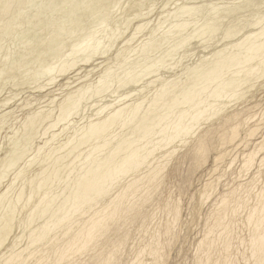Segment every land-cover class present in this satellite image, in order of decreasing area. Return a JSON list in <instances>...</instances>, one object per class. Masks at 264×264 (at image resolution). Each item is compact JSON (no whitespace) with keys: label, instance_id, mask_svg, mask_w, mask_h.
<instances>
[{"label":"bare ground","instance_id":"bare-ground-1","mask_svg":"<svg viewBox=\"0 0 264 264\" xmlns=\"http://www.w3.org/2000/svg\"><path fill=\"white\" fill-rule=\"evenodd\" d=\"M31 1L32 0H0V37H2L1 40H3L5 37L10 39L12 37V35H14L16 33L17 34L21 33V32H19V30H20L22 24H23L22 27H24V24L27 21L29 22L27 25L31 24V22L33 25V23L35 22L34 20H36V19H37V21L40 20V16H39L40 12H39V14L37 12L38 11L43 12L45 9L44 10L43 9L38 10V8H39L38 7L36 9L37 11H35L38 15L33 13V14H35V15H32L33 17L32 16L30 17L29 15L26 14V12H27L26 10L31 5V3H30ZM50 1L51 0H49L48 2H50ZM60 1H64V0H60ZM69 1L70 0H68V3H70ZM72 1L74 3V0H72ZM72 1L70 3L71 6L73 4ZM75 1H78V0H75ZM93 1H94V4H95V2H97L95 0H93ZM104 1L106 2V0H104ZM128 1H129V3H128L127 7L125 9L123 8L124 10L122 9L121 13H123V12L126 13L128 11L131 12V10H133L134 6H136V5L140 6V3H143V1L145 2L146 0H128ZM187 1H185V3ZM193 1H196V0H193ZM198 1H197V3H198ZM255 1H256V4L253 3L255 6L251 9L258 11V13H259L261 11L260 8L264 7V0H255ZM39 2H41V0L37 1L35 4L39 5ZM98 2H99V0H98ZM101 2H100V4L103 3V2L102 3ZM146 2H145V5H146ZM149 2H150V0H149ZM149 2H147V3H149ZM214 2H213V4H214ZM237 2H235V4ZM77 3L75 2V4L73 5L74 10H76V4ZM185 3H183L184 6L182 5L184 7V9L179 8V10L181 12H182V10H184V12H186V16H188V17H189V15L187 14L188 12H192V15H193L194 10L198 14V12L200 13L202 10H204L205 6H207L206 8L208 9V5L206 3H205L206 5L204 4L205 6H203L201 4H200L201 6H197L198 4L196 6L195 5L192 6L193 5L192 3H194V2L190 3L189 1L187 2V4L190 3L192 5L191 6H185ZM219 3H220V0H219ZM54 4H55V2H54ZM63 4H64L63 2H62V4L60 2V7L58 6V8H55V6L57 7V5H59V4H56L53 7L50 4L51 8L49 7V9H47V8L46 9L49 11H52V8H55V13H56V10L58 12V9L60 8L59 12L63 13V11H61V7H62V10H64L63 6H61ZM83 4H85V3H83ZM98 4H97V7H98ZM175 4H176V2H175ZM232 4H234V3L232 2ZM238 4H240V3H238ZM242 4H245V3H242ZM36 5H34V2H33L32 6H30V7H33V9H34V7ZM65 5H66L65 8L67 7L68 9H70L69 8L70 5L69 6H67L68 4H65ZM78 5H79V3H78ZM102 5H101V7H103ZM113 5L114 4H112V6ZM211 5H212V2H211ZM246 5H248V4H246ZM41 6H42V3H41ZM41 6H40V8H42V7L45 8V5L42 7ZM91 6H93V5H91ZM104 6H105V4H104ZM109 6H107V8ZM143 6H144V3H143ZM143 6L141 5V7H143ZM249 6L251 7V5H249ZM77 7H79V6H77ZM83 7H84V9H87V8H85L86 7L85 5L82 6V8ZM93 7H91V9L97 8V7H94V8ZM136 7H138V6H136ZM183 7H181V8H183ZM214 7L210 6L209 8L211 9ZM230 7H231V5H230ZM239 7H240V5H239ZM144 8L146 10V6ZM217 8L219 9V6ZM217 8H216V10L214 9L213 11L214 12L218 11ZM227 8H229V7H227ZM33 9H31V11H33ZM68 9L64 10V11H67L66 13L64 12L65 14L63 13L64 16L65 15L67 16V13L71 14V13H69ZM71 9H70V12H71ZM98 9L100 12L103 10L107 11V9H105V8L102 10V8L98 7ZM139 9H141V8L139 7ZM241 9H242V7H240L239 9L234 8V7L230 8L228 10L223 9L224 11L222 10V12H219V14H218V15H220L219 17L216 15L218 12L215 14L216 15V17H215L213 15L214 12L213 11L211 12V10H210L209 12H211L212 16L215 17V19L213 21L209 20L210 17H212L211 13H210V17L208 16L209 19H207L208 22L209 21L210 22L207 24H204V26H203V24H201L202 27L199 26L200 28L199 27L197 28V26L195 25L196 26L195 27L194 23H192L191 26H194L195 27L194 29H197V30H195L196 32L195 31H193V32H195V36H197L196 39H198V43H202V44L204 43L206 45V42L210 43L212 40H214L216 42L215 39L218 37L217 36L218 34L216 35V33L217 32L220 33L221 27L223 26L221 23V21H223L222 19L224 17L229 18V16H231V15L240 13ZM257 9H259L260 11ZM74 10H72V15H70V18H72V19H73V15L74 16L76 14L78 16L80 15V14L76 13L77 11L79 12L78 8H77L75 14H73ZM109 10H111V9L108 8V11ZM205 10H204V12H205ZM243 10H244V8L242 9V12L244 13L245 10L244 11ZM248 10H249V7H248ZM28 11H30V10H28ZM82 11L84 12L83 9H82ZM82 11H80V13ZM99 11L96 9L94 12L95 13L97 12V15L100 16V13H98ZM46 12L47 11H44V13H42V15H44V14L46 15L47 13H48V15L50 14L49 12H47V13ZM91 12L94 13L93 11H91ZM107 12H105L104 14H106ZM118 12H120V11H118ZM140 12H142V11H140ZM140 12H137V13L135 12V13L140 14ZM173 12H175V9L173 10ZM173 12L171 11V16H172V14H174ZM176 12H177V8H176ZM181 12H179V13H181ZM184 12L181 15L185 14ZM31 13H30V15H31ZM143 13H146V12H143ZM143 13L141 15H144ZM196 13H195V15H196ZM52 14H54V12ZM52 14H50V15L52 16ZM56 14H58V13H56ZM131 14H132V12H131ZM136 14H134V17ZM160 14L163 15V13H160ZM255 14L257 16V13H255ZM255 14H252L253 17H255ZM77 15L74 18L75 21H78V20H76L78 17ZM97 15H95V16H97ZM112 15H114V14H112ZM141 15L139 16V18L141 17ZM206 15H207V12H206ZM206 15L204 14V18ZM252 15H249V16H252ZM68 16L66 18H68ZM90 16H92V14ZM101 16L104 17L103 15H101ZM101 16H100V18H102ZM122 16H124V15L122 14ZM136 16L138 17V15H136ZM169 16H168V18H169ZM171 16H170V18H171ZM27 17L29 19L33 18L32 20L30 19L31 22L29 19L27 20ZM105 17H108V20H109V16H105ZM126 17H128V15ZM190 17H194V15L190 16ZM261 17H263V16L259 14L258 18L253 20V21L251 20L252 22H249V24L247 26H243L244 24L239 21L240 19L238 21L240 23H242L243 25L238 24L237 21H236V23L233 21L234 23L232 22V24H229L228 26H226L225 27L226 29L224 30L223 36L225 38H228V37L230 38V36H231V39H232V36H236L234 38V41H232V43L230 42L231 44L230 43L224 44V46L222 45L221 47H216L213 45V47H215L216 49L212 50V52L208 56L209 58L207 57V59L208 60L210 59V60L207 61L206 63H204L205 62L204 61L202 64L199 62L201 60H199L197 64L198 65L200 64V65L196 66L197 65L196 64L195 66H193V68L191 66V69H189V70H187L186 69L187 67L185 66L184 69L187 70V72L185 73V77L182 76L183 73H180L181 76L184 78H181L180 74H179L178 75L179 78H177L178 76L175 75V77H174L175 79L171 78L170 80L168 79V81H166V79H165V81L162 80V82L160 80L161 83L159 84V87L157 89H155L154 86L156 87V85H158V84L155 85L153 83L154 84L153 88L155 90L153 92L151 91L153 93L152 95H150V93H149V95L147 94L149 97H147V95L142 96V94H141V97L139 95H135V93H136V91H135V93H134L135 98H136V96H139V98L138 99L134 98L135 101L130 100V102H129V101H127V99H128L127 97H129L130 94L133 95V93H128L129 92L128 91L127 92L128 95L126 94L125 97L123 96V98H125V99L121 104H118V102H117L118 105L116 106V104H115V106H113L114 105L113 103L114 102L116 103V100H115L112 103V107H111V104L106 105V103H105V104H103L104 107H101L98 110L96 108L95 114L94 115L92 114L93 117L95 118V120L92 119L93 121H91V122L88 121V122H90L89 125L87 126V128L84 127L86 130L85 131H83L84 129L82 130L84 132V133H82L83 135L80 136L81 135L80 134L79 135L80 138L78 137L77 141L74 140V141H76L75 144L72 142L74 145L66 154L57 155L58 157H56V159L54 161V165L52 166V164H50L52 166L51 170L46 171L45 169H43V170H45L43 172H42V170L41 171L39 170L40 172H38V173H40V174H39V176L36 177V179L32 178L31 175L29 176L30 179H28L29 177L26 178L27 179V180H25L26 182L23 181L24 183H23L21 189H19V191L17 192V194L15 195V197L12 200H6L8 197V194H9L8 193L9 190L4 191L0 195V264H167L168 259H170L169 256L171 254L170 253L171 252V246L174 245L175 243L177 244V242L181 239V234H183L182 233L183 231L181 228V226H182L181 219L183 216L184 205L182 204L180 197L179 198L173 197V195L175 196L176 193L173 195L171 194V191H169L170 188L172 189L171 186H170V188H168V191L166 194H165L166 191H164V190H166V187L170 183L168 181L173 180L176 177V173L178 171L180 163L183 162L187 156H190V161H191L190 167L188 169L190 176H191L190 177L191 178V184H194L195 181H197L198 183L200 181L199 189L192 190V193L190 194V196L187 197L188 202L192 201V203H193V201H194V203H195V208L192 211V214L190 213L191 214L190 221H191V223H194L195 221L198 222L200 220V222L202 224V230L199 233L200 235H199V237L197 236L198 238L196 239L195 244L193 246V249L191 251L192 255H191V259H190L191 260L190 264H264V99L259 100V98H260L259 97L258 100H256L257 94H260V93L264 94V25H262L264 18L261 19ZM165 18H167V16ZM174 18H175V15H174ZM206 18H207V16H206ZM246 18L244 20H247ZM104 19H106V18H104ZM133 19H135V18L132 17V21H133ZM136 19L138 20V18H136ZM162 19L164 20V18H162ZM172 19H173V17H172ZM190 19H194V18H190ZM196 19L198 20V18H196ZM249 19H253V18L251 17ZM61 20H63V19H61ZM100 20L102 21L103 19H100ZM125 20H122V21H125ZM127 20H129L128 22H130V18ZM197 20H196V22H198ZM199 20H201V19H199ZM37 21H36V23H34L35 25L37 24ZM81 21H80V23H81ZM140 21H141V19H140ZM187 21H189V20H187ZM226 21H227V18H226ZM51 22H54V19ZM128 22H125L124 25H126ZM181 22H183V21H181ZM229 22L230 21H228V23ZM49 23L50 22H48V24ZM57 23H58V21H57ZM75 23L73 24L72 21H70L69 24H70V26H72L71 24H73V26H72V28L74 27L73 29H75V28L77 30L81 29L80 27L77 28ZM120 23H122V22H120ZM149 23H151V22H149ZM185 23H188V22L185 21ZM200 23H199V25H200ZM46 24H47V22H46ZM52 24H55V23H52ZM175 24H177V23H175ZM175 24H173L172 26L170 25L165 31H163V32L161 31L162 35H161V37H158V39H156V37H157L156 35H155L156 36L155 38L150 37L151 38L150 44H149V42H146V41H145L146 42L145 44L142 43L143 45H141V43H140V46H137L140 48V50L138 52L140 53V51H142L143 54H145V53L150 54L151 52H155L157 47L161 48V45L163 43H166L167 40L171 39L174 36V34L177 32L178 26L176 27ZM183 24H184V22H183ZM190 24L189 25L186 24V26L188 25V27H190ZM226 24H227V22H226ZM27 25H25V26H27ZM35 25L32 27L34 28ZM177 25H180V27L183 26L179 23ZM36 26H38V24ZM61 26H59V27L62 28L63 26L62 27ZM88 26H86V27H88ZM121 26H122V24H121ZM134 26H135L134 27L135 30L133 29L134 34L132 32L133 38H135L137 36L136 34L142 32L143 28L145 27V26L143 27L142 25L140 26V24L138 26H136V25H134ZM159 26L161 28V26H162L161 23L158 26L156 25V27H159ZM186 26L184 25L183 26L184 28L181 27L182 30H185ZM56 27H58V26H56ZM252 27H255V28H252ZM58 28H56L55 30H60V28L59 29ZM64 28H66V27H64ZM83 28H85V27L82 26L81 30H83ZM149 28H151V27H149ZM181 28H178V33H179V31H181L180 30ZM21 29H23V28H21ZM73 29H72V31H73ZM23 30H21V31H23ZM70 30L71 29H69L68 31H70ZM101 30H103V29H101ZM222 30H223V28H222ZM61 31H63V33H64L65 30L61 29ZM61 31H57V32H61ZM90 31L88 33H90ZM43 32H44V30H43ZM55 32L53 31L51 33H54L56 35L58 34L60 37V33H57V32L55 33ZM75 32H76V30H75ZM112 32H114V31H112ZM117 32H118V30H117ZM193 32H191V34ZM65 33H66V31H65ZM65 33H64V35L66 36ZM68 33H72V32L71 31L67 32V35H68ZM155 33L157 34L158 32H155ZM155 33H154V30L152 29V30H150L148 35L154 36ZM178 33L175 35H178ZM196 33H197V35H196ZM28 34H29V31H28ZM54 34L53 35L51 34V35L54 37ZM78 34H80V32ZM111 34H113V33H111ZM185 34H186V32H185ZM34 35H35V32H34ZM34 35H33V37H34ZM51 35L49 34V36H51ZM61 35H62L61 37L63 38V34H61ZM91 35L88 36L87 38L92 40L91 37H93V36H91ZM94 35H95V33H94ZM70 36H72V34ZM84 36H86V35H84ZM106 36H108V34ZM22 37H24V36H22ZM31 37H32V35H31ZM53 37H50V38H53ZM56 37H57V39H56L57 42H58V40H61V37L59 38L58 36H55L54 39ZM112 37H114V36L112 35ZM176 37H178V36H176ZM189 37H191V35H189ZM189 37H186V38L188 39ZM85 38H82V39H85ZM94 38L96 39V37H94ZM105 38L106 37H104V39ZM130 38H131V36H130ZM174 38H175V36H174ZM182 38L184 39V44L185 43L187 44V42H185L186 38L185 37H182ZM223 38L221 37V39H223ZM49 39L47 41L45 40L46 42H42V41L40 42L41 44L43 43V46L41 45V47L46 46L45 51L42 50L43 54L45 52L46 53L50 52V51H46V49L48 48L49 45L48 46L45 45V43L50 41ZM183 39H181V40L183 41ZM219 39H220V37H219ZM91 40H89L90 42H88V43H87L88 39L85 42L83 40V42L87 43V44H84V45L80 44V46L77 47L79 49H77L75 47L76 46V44H75L74 50L76 51V53L73 51L72 55L74 53L77 54V52L81 53L83 51H85V53H86V51L89 50L90 47H92L93 45L96 47V45H98L101 42V39H99V41H97L98 44L95 45V44H91L92 43ZM129 40H127L128 45L131 43V41L129 42ZM171 40H173V39H171ZM181 40H180V42H181ZM188 40L190 41V39H188ZM227 40H229V39H227ZM28 41H26V42H28ZM178 41H179V39H178ZM195 41H197V40H195ZM37 42H38V40H37ZM52 42H53V45H55V47H56V44H55L56 42H54V41H52ZM28 43L25 45L33 47V45H31V44L28 45ZM59 43H61V42L59 41L58 44ZM93 43H94V41H93ZM95 43H96V41H95ZM147 43L149 45H147ZM177 43L179 44V42H177ZM181 43H183V42H181ZM217 43H216V45L219 46V44L221 42L220 43L217 42ZM47 44H52V43L48 42ZM65 44L67 47V41ZM65 44L64 43L61 44V45H64L62 50L65 49ZM71 44H73V42ZM71 44H68V45L71 46ZM102 44H104V43L102 42ZM172 44H171V46L173 47ZM178 44L176 46L177 48L180 47V45H181V47L184 46L183 44H180L178 46ZM188 44H189V42H188ZM202 44H200V45H202ZM77 45H78V43H77ZM124 45H126V43ZM208 46H209V44H208ZM57 47L54 50V46H53L52 47L53 51L58 52V50H59V54H60L61 47H58L60 49H57ZM102 47L103 46H101V48ZM176 47L174 45V49ZM18 48H16V49L18 50ZM25 48H27V47H25ZM34 48H35V46H34ZM36 48L38 49L37 46H36ZM49 48L47 50L52 49V48L51 49H49ZM71 48H70V50L72 51L73 48L72 49ZM66 49H68V47ZM184 49H185V47H184ZM186 49H188V48H186ZM189 49H190V47H189ZM203 49H205V48H203ZM26 50H23V51H26ZM29 50L31 51V47L29 48ZM34 50L32 49V52H34ZM100 50L102 51V49H100ZM136 50H138V48L135 49V51ZM171 50H173V49H171ZM175 50L177 52V49H175ZM175 50H173V51H175ZM181 50H182V48H181ZM181 50H179L178 53H180ZM200 50L201 49H199V51ZM103 51H105V50H103ZM192 51H194V50H192ZM205 51H206V49H205ZM5 52H7V51H5ZM27 52H29V51H26V53ZM42 52L39 54L42 55ZM51 52H52V50H51ZM121 52H119V53L122 55L123 52L122 53ZM166 52H165L166 55H164V54H162V55L166 56V58H167V54L170 51H168L167 53ZM61 53H63V52L61 51ZM92 53H96V52L93 51ZM92 53L91 54L88 53V54H90L92 56ZM124 53H126V52H124ZM178 53L175 54V52H174L173 54L178 56ZM183 53H184V55H183L184 57H181V55L179 54L180 57L182 58V60L187 55H189L187 52H183ZM186 53H187V55H186ZM201 53H199V54H201ZM21 54H22V52H21ZM23 54H25V52ZM32 54L33 53H31V55ZM39 54H38V57L41 56ZM100 54H101V52H100ZM117 54H118V52L116 53V55ZM120 54H119V59H120ZM126 54H129V53H126ZM4 55H6V54H4ZM8 55H9V53H8ZM26 55H23L22 60L25 59L24 56H26ZM29 55L30 54L28 53L27 56L29 57ZM50 55L53 56L52 54H50ZM56 55L53 56L52 61L55 59ZM78 55H79V53H78ZM96 55H97V53H96ZM116 55H115V57L117 58L118 55L117 56ZM133 55H134V52H133ZM136 55L138 56L139 54H136ZM136 55H134V56L136 57ZM170 55L174 56L172 54H170ZM192 55H193V52H192ZM192 55L190 54V56H192ZM14 56H15V54H14ZM131 56H132V54H131ZM171 56H168V58H167L169 61H170L169 57H171ZM21 57H22V55H21ZM28 57L26 58V60L29 59ZM35 57H37V56H33L34 59H35ZM60 57L61 56H59L57 58H60ZM85 57H86V55H85ZM141 57H142V55H141ZM159 57L162 58L161 56H159ZM1 58L3 59L4 56ZM8 58L9 57L7 56V58L5 57L3 60L1 59L2 63H0V64H2V66H7L8 64H6V62L7 61L9 62L11 60V58L9 60H8ZM20 58H18V59L20 60ZM40 58H42V57H40ZM40 58H38V59H40ZM70 58L72 59V57H70ZM70 58H69V60H70ZM73 58H74V56H73ZM81 58H82V56H81ZM81 58L80 59L78 58V59L82 60ZM91 58L92 57H90V59ZM121 58H122V56H121ZM181 58H179L180 61H181ZM205 58H206V56H205ZM205 58L204 59L202 58V60H205ZM90 59H89V61H90ZM144 59H145V55H144ZM165 59L162 58V62H161L162 64L165 62ZM185 59H188V56ZM1 60H0V62H1ZM58 60H60V59H58ZM73 60H74V62H72V60H71V62L67 61V63L61 65L60 67L57 66L58 69L55 72H57V74L59 76H62L63 74H64L63 76H66L65 75L66 72L73 70L75 68L76 64L78 65L79 62H83V61H79L78 63H76L75 62L76 60L75 59H73ZM153 60H155V59H153ZM156 60H155V62H156ZM163 60H164V62H163ZM171 60H172V58H171ZM18 61L16 59V61H14V62L17 63ZM30 61H32V60H30ZM52 61H51V63H52ZM61 61H62V59H61ZM158 61H159V59H158ZM14 62H13V65L11 64L13 67L16 65V63H14ZM25 62L26 61L24 60V63ZM107 62H109V61H107ZM116 62H118V61L116 60ZM196 62H197V60H196ZM20 63H21V65L23 64L22 61ZM85 63H88V57H86L84 60V63H81V64H84V66H85ZM158 63H159V65L161 64L160 61ZM121 64L122 63H120L118 65H120V67H121V66H123ZM138 64H136V65L138 66ZM156 64H154V65L150 64L149 65L147 63V65H145V67L147 69L148 66H150L148 69H150V68L152 69L153 67L154 68L156 67L155 66ZM174 64H175L174 65L175 67H178L176 65V63H174ZM177 64H180V63L178 62ZM51 65H48L49 67L46 65L44 68L45 70H43V71H46V73L50 74L53 70V68L50 67ZM190 65H191V63H190ZM2 66H0V68ZM18 66H20V65H18ZM18 66H17V69L20 68ZM40 66H41V64H40ZM40 66H37V67H40ZM160 66H162V65H160ZM22 67H24V64ZM57 67H55V68H57ZM127 67H130V66H127ZM131 67L133 68V66H131ZM142 67H141V69H142ZM145 67H144V70H145L144 72L148 73V71H146ZM170 67L173 70L175 68L173 66H170ZM2 68H8L9 69V66L8 67H2ZM10 68L13 69L12 73H14L15 71H16V74L18 73L17 70L14 71V69H16V67L15 68L10 67ZM55 68H54V70H55ZM106 68H108V67H106ZM134 68L137 69L136 66ZM40 69L42 70L43 68L40 67L39 70ZM157 69H158V66H157ZM157 69H155V70H157ZM109 70H111V69H108L107 73L109 72ZM129 70L134 71L131 68H129ZM138 70L141 71L140 69H137V71ZM152 70H154V69H152ZM8 71L9 70H7L6 73L9 76V77H7L9 79L11 76V71H10V74H8ZM38 71L35 70L34 72L36 73ZM80 71H83V70H80ZM137 71H134V72H137ZM182 71H184V70H182ZM1 72H3V71H1ZM34 72H32L31 74H33L35 78H36V75H40V74H34ZM39 72H41V74H42V71H39ZM104 72H105L104 74L102 72V74H100V76L97 77L96 83H95V85L92 86V88H90V86H87V85H90L91 82H90V84L87 82L88 84H86V85H84V84L79 85L77 88L69 91L68 95L66 94L67 98L64 97L65 99L63 98L64 100L61 101L59 104H57V105L55 104L56 101L54 100V98H56V97L54 95L53 96L54 98H51L50 101L47 102L48 104L45 105L44 110H41V108H39V109L34 110L32 113L29 112L30 114H28L26 116V118H24V121L22 120L23 122L21 124V128L19 127L20 131L18 130L19 133H21V134L23 133L24 135H27L29 137L31 136L33 138L37 134V130L40 129L41 126H43V132L45 133L44 134V136H45L49 130L51 131L60 122L66 121V119L68 120L69 116L71 117V115L75 114V111L78 109L80 103L83 101V99L86 98L87 95L91 96L92 94L96 95L98 93L101 94L102 92H104V95H105L106 92L108 93L109 88H108V83L106 81L109 80L108 82H110V81L114 80V79H111V76L113 73L112 74L110 73L111 74L110 75V74H107L105 70H104ZM129 72L127 71V73H129ZM153 72L148 73V74H150V75L155 74ZM145 73H143V74L142 73H137V74L135 73L134 76L141 74V78H143L142 76L146 75ZM1 74H0V76H3ZM86 74L88 75V73H85V75ZM173 74H175V73H173ZM5 75H4V77L6 78ZM17 75L19 76V74H17ZM33 75L27 76V74H26V78L31 77L30 79H31V81H33L32 80ZM67 75H68V73H67ZM76 75L73 74V76H71V77L68 76L69 78H66L64 88H65V86L68 85L70 80L76 79L75 77H77L79 75V73L77 76ZM150 75L147 76V77H149V79L152 76V75L151 76ZM157 75H153V76H157ZM14 76H15V74H14ZM46 76H45V78H46ZM127 76L131 77V75H129V74H127ZM134 76L131 78H134ZM23 77H25V76H23ZM80 77H82V76H80ZM147 77H144L143 79H145ZM11 78H14V77H11ZM83 78H85V77H82L80 79H83ZM112 78H113V76H112ZM126 78L127 77H125V79ZM137 78L141 79L140 77H137ZM4 79L2 78L3 81H4ZM52 79H54V78H52ZM80 79L78 80V82L81 81ZM125 79L123 78V80H125ZM136 79L134 80L135 82L133 80H131V82L128 81L127 79L126 80L128 81V83L130 82V83H132L131 85H133V82H134V84L137 83ZM161 79H163V78H161ZM85 80H86V78H85ZM50 81H52L51 78H50ZM114 81H112V83ZM127 81H124V82H127ZM154 81L158 82L159 80H157V77H156V80L154 79ZM34 82H35V80H34ZM78 82H77V84H78ZM118 82H119V80H118ZM118 82H116V83L119 85V88H121V87L123 88V86L120 87V84ZM48 83H49V81H48ZM105 83L107 84V86ZM128 83H124V84L128 85ZM22 84H23V82H22ZM124 84L121 82V85H124ZM143 84H145V88H146V86H147V88H149L148 85L150 84V82L143 83ZM18 85L20 86L21 84H18ZM73 85H74V83H73ZM110 85H111V83H110ZM138 85L136 84L135 86H138ZM73 87H75V85ZM93 87H94V89H93ZM143 87H144V85H143ZM107 88H108V90H107ZM40 89H42V88H40ZM110 89H111V87H110ZM125 89H126V87H125ZM118 90H120V89H118ZM134 90H135V88H134ZM137 90L139 91V89H137ZM0 91H2V90H0ZM39 92H41V91H39ZM116 92H117V90H116ZM132 92H134V91H132ZM139 92L141 93L142 89ZM147 92H148V90H147ZM111 93H112L111 95H113L114 92H111ZM118 93H120V92H117V94ZM123 94L124 93H122V95ZM101 95L103 96V94H101ZM111 95H108V96H111ZM7 96H6V98H7ZM90 96H88L87 99H89ZM120 100H123L122 96H121V99H118V101H120ZM9 101H10V98H9ZM109 101H111V100H109ZM7 103H8V100L5 99L2 102H0V105H1V107L4 108V106L7 105ZM86 103H87V101H86ZM53 104H55V106L58 109V115L56 114L57 115L56 117H54L55 115L52 114L53 112L55 113V111H56L55 106H54L55 111L52 108ZM97 104H99V103H97ZM109 107H111V108H109ZM106 108H107V110L109 108L111 111H108L109 113L107 112V115H105L104 117L103 116L101 117L100 115H102L104 112L107 111V110L104 111ZM92 110H93V108H92ZM10 115H12L11 111L10 112L8 111L7 113H3L0 116V125H1V123L4 125L3 122H5V118L10 117ZM2 120H3V122H1ZM89 120H91V118ZM83 126H84V124H83ZM0 127H2V126H0ZM19 133H17V134H19ZM61 133L62 132H60V134ZM21 134H20V139H21ZM52 135H54V134H52ZM42 136H43V134H42ZM54 136L57 137L58 135L57 136L54 135ZM13 137H14V134H13L11 140H15L17 142V140L13 139ZM53 137H52V139H54ZM10 142L12 143V141H10ZM10 142H8V143L11 145ZM24 142H27V141L24 140ZM49 142H47V143H49ZM13 144H14V142H13ZM13 144L11 146H13ZM64 144H65V142H64ZM70 145H72V144H70ZM70 145H68V146H70ZM41 147H42V145H41ZM86 147H89L88 151L85 152L83 155H81L82 151L80 153L78 151L81 148L83 149ZM59 149L60 148H58V150ZM10 150H11V148H10ZM15 150L16 149L14 147V150H12V153L16 152ZM21 150H23V149H21ZM85 150H83V152ZM25 151H27V150L25 149L22 153L21 152L20 153L23 154V153H25ZM52 151H53V149H52ZM52 151H50L48 153H52ZM37 152L39 153L38 150H37ZM55 152H57V151H55ZM48 153H47V155H48ZM8 154H9V152H8ZM14 155H15V153H14ZM25 155H21V156L25 157ZM6 156H7V154H6ZM8 156H7V158H8ZM21 156H18V157H20V160H21ZM5 158L6 157H4V159ZM10 158L11 157H9V159ZM12 158H13V154H12ZM43 158H45V157L43 156ZM43 158H42V161H43ZM47 158L49 159L48 156H47ZM4 159L0 160V167H2V171L4 168H6V171H8L7 170L8 166L3 168ZM17 159H19V158H17ZM32 159L34 160L35 157H33ZM11 160L12 159H10V161ZM13 160H16V158ZM18 161H16V163ZM38 161H39V159H38ZM10 163H13V161H11ZM30 163H32V162H30ZM46 163H47V161H46ZM52 163H53V161H52ZM5 164H7V162ZM13 164H11L12 167H13ZM39 164H41V163H39ZM43 164H42V167L45 166V164H44V166H43ZM8 165L10 166V164H8ZM208 166L210 168L207 170ZM48 167H50L49 163H48ZM8 169H10V168H8ZM47 170H48V168H47ZM205 170H207L206 173H204L202 175V173ZM6 171L4 170L3 171L4 173L2 172L4 174V176H5ZM9 172H11V171H9ZM3 174H2V177H4ZM20 174L17 173L18 176ZM200 174L202 175L201 179L199 176ZM35 175H36V173L33 176H35ZM0 178H1V176H0ZM0 181H1V179H0ZM172 184H173V182H172ZM27 185L29 187V191L26 194L25 191L27 190L28 187L27 188H25V187ZM9 188H11V187H9ZM24 188L26 190H24ZM9 192H11V191H9ZM48 193H50L52 196L50 195V197H49L47 195ZM37 194L38 195L40 194L41 197L38 200L33 199V197H35V195H37ZM12 197H13V195H12ZM37 198H38V196H37ZM32 199H33V201L34 200H36V201L33 202ZM148 203L152 204V208L149 211H144L143 209ZM23 206L27 207V209H25V207H23ZM18 207L19 208L23 207V209L26 210V211H23L25 213H24L23 217L21 218L22 220L20 219V221H16L17 214L19 213ZM205 208H206V210L204 212ZM23 209H19V211L20 210L22 211ZM16 211L18 212L17 214H16ZM20 213H19V216H20ZM158 213L161 216V217H159V219H157ZM196 225H198V224H196ZM14 227H18V229L20 228L19 230H21V232H20L21 235L19 234L20 237L19 236L17 238L15 237V240L13 239V242L12 243L10 242V244H8V246L5 247L4 243L5 244L8 243V242H6V240L10 239L9 235H11L10 233L12 232V229ZM131 228L133 229V231H130ZM132 232L137 234L136 238L139 237L138 238L139 239L138 244H136L135 247H133V246H134L136 241L135 242L133 241L132 247H130L132 245L131 244L132 242L130 244L128 242ZM22 239L24 240V242H23L24 244L23 243L19 244ZM18 244L20 246L22 244L23 245H22V247H19ZM127 246H129V247H127ZM17 247H19V248H17ZM2 248H3V250H1ZM179 251H181V250H179ZM125 252H127V256L124 255Z\"/></svg>","mask_w":264,"mask_h":264},{"label":"rangeland","instance_id":"rangeland-1","mask_svg":"<svg viewBox=\"0 0 264 264\" xmlns=\"http://www.w3.org/2000/svg\"><path fill=\"white\" fill-rule=\"evenodd\" d=\"M37 1H40V0H32L30 3H31V5L30 6H32V3L34 2V5H36L35 3ZM45 1V2H44ZM49 0H41V2H39V5L37 4L35 7H34V9H33V7H30L29 5V8H27V12H26V14L27 15H29L30 17L32 16V15H35V14H39V12H40V14H39V16H40V20L39 21H37V19L36 20H34L33 22L34 23H36V21H37V24H38V26H36L34 23H33V25H32V22H31V20L33 19V18H28L27 17V20L29 19L30 20V22H31V24H29V25H27L29 22L27 21L25 24H24V27H22L23 26V24H22V26H21V28H23V29H21L20 28V30H19V32H21V33H19V34H14V35H12V37L9 39V38H7V37H5L3 40H1L2 39V37H0V58L1 57H3L4 56V58L6 57L7 58V56L9 57L8 58V60L11 58V60L7 63L6 62V64H8L7 66H2V64H0V66H2V67H8L9 66V69L8 68H0V74L1 75H3V76H0V90H2V91H0V102H2L3 100H5V99H7L8 100V103H7V105H5L4 106V108L3 107H1V105H0V116L3 114V113H7L8 111L10 112L11 111V114L12 115H10V117H8V118H5V122H3V120L1 121V122H3L4 123V125L1 123V125L0 126H2V127H0V160H3L4 159V157H6L7 158V156H8V158L5 160L4 159V166H3V168L4 167H6V166H8V168H10V169H8L7 168V170L8 171H6V168H4L3 169V171L5 170L6 172H5V176H4V172L2 171V167H0V176H1V183H0V195L4 192V191H6V190H9V191H11V192H9L8 191V197H7V199L6 200H12L14 197H15V195L17 194V192L19 191V189H21V187H22V185H23V183L24 182H26L25 180H27L26 178H28L30 175L32 176V178H35L36 179V177L37 176H39V174L40 173H38V172H40L41 170H42V172L43 171H49V170H51V168H52V166L54 165V161H55V159H56V157H58L57 155H62V154H66L72 147H73V145L76 143V141L78 140V137L80 138V136H82L83 134L82 133H84L83 131H85L86 129L85 128H87V126L89 125V123L91 122V121H93V120H95V118L93 117V115L95 114V112H96V108H97V110L99 109V108H101V107H104L103 106V104H105L106 103V105L107 104H111V107H112V103L116 100V103L114 102L113 104V106H115V104H116V106L118 105V104H121L123 101H124V99L125 98H123V96L125 97V95L127 94L128 95V93H133V95L132 94H130V96L129 97H127L126 99H127V101H129L130 102V100L131 101H135L134 100V98H135V96H134V93H135V91H136V93H135V95H139L140 97H141V94H142V96H146L147 94L149 95V93H150V95H152L153 93V91L155 90V89H157L158 87H159V84L162 82V80H164L165 81V79H166V81H168V79L170 80L171 78L173 79L174 77H175V75L176 76H178L180 73H183L182 74V76H184L185 77V73L187 72V70H189V69H191V66H192V68H193V66H195L197 63H198V61L199 60H201V61H199L201 64L204 62V63H206L207 61H209L208 59H207V57L209 56V54L212 52V50H215L216 48L215 47H213V45L214 46H216V47H221L222 45L224 46V44H229L230 42L232 43V41H234V38L236 37V36H232V39H231V36H230V38L228 37V38H225L224 36H223V33H224V30L226 29L225 27L226 26H228L229 24H232V22L234 21L235 23H236V21H237V23L238 24H242L243 26H247L248 24H249V22H252L253 20H255V19H257L258 18V15L260 14V15H262L263 17H261V19H263L264 18V7H262V8H260L261 9V11L259 10V9H257V10H259L260 12L258 13V11H256V10H252L251 8H253L255 5L253 4V3H255L256 4V1L255 0H220V3H219V0H196V1H193V0H188L190 3H192V2H194V3H192V4H190V3H188L187 4V0H150V2H149V0L147 1V2H149V3H147L146 1V5H145V2L143 1V3H144V6H143V3H140V6L139 5H136V6H138V7H136V6H134L133 7V10H131V12H132V14H131V12L130 11H128V12H126V13H121L122 12V9L124 8H126L127 7V5H128V3H129V1L128 0H106V2L104 1V0H99V2H98V0H95V1H97V2H95V4H94V1L92 0H78V1H75L74 0V3H73V1L72 0H70L69 2L71 3V1H72V6H71V4L70 3H68V0L66 1V0H64V1H60V0H51L50 2H48ZM53 1V2H52ZM85 1V2H84ZM122 1V2H121ZM125 1V2H124ZM185 1H187L186 3H185ZM197 1H198V3H197ZM215 1V2H214ZM238 1V2H237ZM240 1V2H239ZM244 1V2H243ZM250 1V2H249ZM253 1V2H252ZM255 1V2H254ZM47 2V3H46ZM54 4V2H55V4L54 5H56V4H59V5H57V7L55 6V8H58V6L60 7V2H61V4H62V2L64 3L63 5H61V6H63V9L65 10H67L68 8L66 7L65 8V4H68L67 6H69V8L71 9V12H70V9H68V11H69V13H71V14H68L67 13V16H68V18H66L67 16L65 15L64 16V14L67 12V11H64V10H62V7H61V11H63V13H61V12H59L60 11V8L58 9V12H57V10H56V13H58V14H56L55 13V8H52V11H49V10H47V9H49V7H50V4L52 5V7L54 6L52 3ZM59 2V3H58ZM75 2L77 3H79V5H78V3L76 4V10H77V8H78V10H79V12L77 11L76 12V10H74V4H75ZM83 2V3H85V4H81V3ZM93 2V3H92ZM100 2L103 4H100ZM117 4H116V3ZM121 2V3H120ZM175 2H176V4H175ZM196 2V3H195ZM202 2V3H201ZM204 2V3H203ZM211 2H212V5H211ZM213 2H214V4H213ZM232 2L234 3V4H232ZM235 2H237L236 4H235ZM41 3H42V6H44L45 5V8H43L42 6H41ZM45 3V4H44ZM50 3V4H49ZM110 5H108V4ZM124 3V4H123ZM171 3V4H170ZM178 3V4H177ZM183 3H185V6H196L197 4V6H201V5H203V6H205L206 4L208 5V9L206 8L207 6H205V8H204V10H205V12H204V10H202L200 13L198 12V14L196 13V11L194 10V17H190V16H193L192 15V12H188L187 14L189 15V17L188 16H186V12H184V10H182V12L179 10V8L180 9H184V4ZM206 3V4H205ZM217 3V4H216ZM238 3H240V4H238ZM242 3H245V4H242ZM44 4V5H43ZM86 6L85 8H87V9H84V7L82 8V6ZM97 4H98V7H100V8H102V10L105 8V9H107V11H108V8L109 9H111V10H109L108 12L105 10H103V11H99V9H98V7H97ZM104 4H105V6H104ZM107 4V5H106ZM112 4H114L113 6H112ZM149 6H148V5ZM187 4V5H186ZM201 4V5H200ZM205 4V5H204ZM246 4H248V5H246ZM91 5H93L94 7H97V8H94L93 6H91ZM96 5V6H95ZM101 5L104 7H101ZM116 5V6H115ZM141 5L143 6V7H141ZM153 5V6H152ZM173 5V6H172ZM183 5V6H182ZM216 5V6H215ZM221 5V6H220ZM230 5H231V7H230ZM234 5V6H233ZM236 5V6H235ZM239 5H240V7H242V9L244 8V13L242 12V9L240 10V13H238V14H234V15H231V16H229V18L228 17H226L227 18V21H226V18L224 17L222 20L223 21H221V23H222V27H221V30H222V28H223V30L221 31L220 30V33H216V35L218 36H216L217 38L215 39L216 40V42L214 41V40H212L210 43L209 42H206V45L208 46V44H209V46L207 47L204 43V45L206 46H204L202 43H198V39H196L197 38V36H195V30H197V29H194L196 26H197V28L200 26V27H202V25L201 24H203V26H204V24H207V23H209L210 21H213L214 19H215V17H216V15L219 17L220 15H218L219 14V12H222V10L224 9V10H228V9H230V8H237V9H239L240 7H239ZM244 5V6H243ZM249 5H251V7L249 6ZM40 6L42 7V8H40ZM48 6V7H47ZM77 6H79V7H77ZM93 7L95 10L97 9L99 12L98 13H100V16L101 15H103L104 17H102V18H100V16L99 15H97V12L95 13L94 11V9H91V7ZM107 6H109L108 8H107ZM119 6V7H118ZM123 6V7H122ZM146 6V10H145V7ZM175 6V7H174ZM214 7V8H209V7ZM219 6V9L217 8ZM233 6V7H232ZM39 7V8H38ZM111 7V8H110ZM136 7V8H135ZM139 7L141 8V9H139ZM164 7V8H163ZM181 7H183V8H181ZM227 7H229V8H227ZM247 9H246V8ZM248 7H249V10H248ZM38 8V10L39 9H45L44 11H47V12H49L50 14H52L53 12H54V14H52V16L49 14L48 15V13L45 15H42V13H44V11L43 12H41V11H38L37 13L35 12V11H37L36 9ZM47 8V9H46ZM51 8V7H50ZM113 8V9H112ZM176 8H177V12H176ZM216 8L218 9V11H216V12H214L213 10L215 9L216 10ZM223 8V9H222ZM227 8V9H226ZM31 9H33V11H31ZM82 9L84 10V12L82 11ZM116 9V10H115ZM123 9V10H124ZM152 9V10H151ZM160 9V10H159ZM175 9V12H173V10ZM28 10H30V11H28ZM51 10V9H50ZM72 10H74L73 11V14H75V12L76 13H78V14H80L78 17H77V19L76 20H82L81 21V23H80V21L78 22V21H75L74 20V18L76 17V15L74 16L73 15V19L72 18H70V15H72ZM90 10V11H89ZM101 10V9H100ZM150 10V11H149ZM169 10V11H168ZM211 10V12L213 11L214 12V16H212V13L211 12H209ZM223 10V11H224ZM80 11H82L81 13H80ZM91 11H93L94 13H92ZM111 11V12H110ZM118 11H120V12H118ZM134 11V12H133ZM140 11H142V12H140ZM166 11V12H165ZM171 11L174 13V14H172V16H171ZM249 11V12H248ZM252 11V12H251ZM31 13V15H30V13ZM52 12V13H51ZM91 12V13H90ZM105 12H107L106 14H104ZM137 12H140V14H136ZM143 12H146V13H143ZM179 12H181V13H179ZM185 13V14H183V15H181L182 13ZM206 12H207V15H206ZM209 12V13H208ZM218 12V13H217ZM33 13H35V14H33ZM103 13V14H102ZM128 13V14H127ZM144 14V15H141V14ZM160 13H163V15H161ZM171 16V18H170V16L168 15V14ZM177 13V14H176ZM190 13V14H189ZM195 13H196V15L198 16H196L195 15ZM210 13H211V16L212 17H210ZM217 13V14H216ZM249 13V14H248ZM251 13V14H250ZM255 13H257V16H256V14ZM37 14V15H38ZM56 14V15H55ZM63 14V15H62ZM83 14V15H82ZM92 14V16H90ZM112 14H114V15H112ZM120 14V15H119ZM122 14L125 16H122ZM128 15V17H126L127 15ZM134 14H136V15H138V17L135 15V17H134ZM203 14V15H202ZM204 14L207 16V18H206V16H205V18H204ZM209 14V15H208ZM216 14V15H215ZM242 14V15H241ZM252 14H255V17H253V15ZM48 15V16H47ZM61 15V16H60ZM95 15H97V16H95ZM133 15V16H132ZM141 15V17L139 18V16ZM174 15H175V18H174ZM180 17H179V16ZM200 15V16H199ZM237 15V16H236ZM247 15V16H246ZM249 15H252V16H249ZM38 16V17H39ZM43 16V17H42ZM46 18H45V17ZM57 16V17H56ZM99 16V17H98ZM105 16H109V20H108V17H105ZM143 16V17H142ZM167 16V18H165ZM168 16H169V18H168ZM182 16V17H181ZM210 17V19H209V17ZM236 16V17H235ZM245 16V17H244ZM33 17V16H32ZM37 17V18H38ZM42 17V18H41ZM48 17V18H47ZM88 17V18H87ZM92 19H91V18ZM123 17V18H122ZM132 17L133 18H138V20L136 19H133V21H132ZM172 17H173V19H172ZM177 17V18H176ZM179 17V18H178ZM231 17V18H230ZM234 17V18H233ZM243 17V18H242ZM247 17V18H246ZM253 18V19H249V18ZM104 18H106V19H104ZM130 18V22H128L129 20H127V19H129ZM162 18H164V20L162 19ZM189 18V19H188ZM190 18H194V19H190ZM196 18H198V20L196 19ZM234 20H233V19ZM236 18V19H235ZM247 19V20H244V19ZM39 19V18H38ZM47 19V20H46ZM53 19H54V22H51V21H53ZM61 19H63V20H61ZM67 19V20H66ZM72 19V20H71ZM100 19H103L102 21L100 20ZM126 19V20H125ZM140 19H141V21H140ZM168 19V20H167ZM182 19V20H181ZM198 21V22H196V20ZM199 19H201V20H199ZM204 19V20H203ZM207 19H209L210 21L208 22V20ZM212 19V20H211ZM232 19V20H231ZM240 19V20H239ZM56 20V21H55ZM122 20H125V21H122ZM163 20V21H162ZM187 20H189V21H187ZM240 22H242V23H240ZM249 20V21H248ZM252 20V21H251ZM45 21V22H44ZM57 21H58V23H57ZM67 23H66V22ZM70 21H72V23L74 24L75 22V24H76V27L77 28H81L82 29V26H84L85 28H83V30H81V29H79V30H77L76 28L75 29H73L72 28V26H73V24H71L72 26H70ZM75 21V22H74ZM137 21V22H136ZM159 21V22H158ZM161 21V22H160ZM165 21V22H164ZM180 21V22H179ZM181 21H183L184 22V24H183V22H181ZM185 21L186 22H188V23H185ZM195 21V22H194ZM202 21V22H201ZM206 21V22H205ZM228 21H230L229 23H228ZM244 21V22H243ZM39 22V23H38ZM46 22H47V24H46ZM48 22H50L49 24H48ZM94 22V23H93ZM99 22V23H98ZM120 22H122V23H120ZM124 22V23H123ZM125 22H128L126 25H124L125 24ZM141 22V23H140ZM145 22V23H144ZM149 22H151V23H149ZM191 24H190V23ZM201 22V23H200ZM226 22H227V24H226ZM233 22V23H234ZM52 23H55V24H52ZM78 23V24H77ZM98 23V24H97ZM104 23V24H103ZM130 23V24H129ZM161 23V28H160V26L159 27H156V25L158 26L159 24ZM175 24V23H179V24H181V25H185L186 26V24H190V27H188V25L185 27V30H182V28L181 27H183V26H181L180 27V25H177V24H175V26L177 27V32L175 33V34H177L178 33V28H181L180 30L181 31H179V33H178V35H175L174 34V36H175V38H174V36L171 38V39H173V40H171V39H169V40H167L166 41V43H163L162 45H161V48L159 47H157L156 48V51L155 52H151L150 54L149 53H145V54H143V52L142 51H140V53L138 52L139 50H140V48L139 47H137V46H140V43H141V45H143V44H145L146 42H149V44L151 43V38L150 37H153V38H155L156 36V39H158V37H161V35H162V32L163 31H165L171 24ZM192 23H194V26H191L192 25ZM199 23H200V25H199ZM42 24V25H41ZM44 24V25H43ZM80 24V25H79ZM83 24V25H82ZM94 24V25H93ZM121 24H122V26H121ZM140 24V26L142 25L143 27V31L142 32H140V33H138V34H136L135 36V38H133V34H134V31H133V29L135 30V26L134 25H136V26H138ZM156 24V25H155ZM166 24V25H165ZM172 24V25H173ZM198 24V25H197ZM25 25H27V26H25ZM35 25V27L33 28L32 26H34ZM55 25V26H54ZM63 27H62V26ZM68 25V26H67ZM89 25V26H88ZM92 25V26H91ZM109 25V26H108ZM119 25V26H118ZM128 25V26H127ZM149 25V26H148ZM171 25V26H172ZM262 25H264V20H263V23H262ZM56 26H61L62 28H60V30H55L56 28H58V27H56ZM86 26H88V27H86ZM101 26V27H100ZM127 26V27H126ZM43 27V28H42ZM48 27V28H47ZM64 27H66V28H64ZM90 27V28H89ZM125 27V28H124ZM149 27H151V28H149ZM164 27V28H163ZM189 29H188V28ZM199 27V28H200ZM58 28V29H59ZM71 29L70 31L72 32V33H68V35H67V32H70V31H68L69 29ZM89 30H88V29ZM155 28V29H154ZM159 28V29H158ZM184 28V27H183ZM193 28V29H192ZM252 28H255V27H252ZM41 29V30H40ZM44 30V32H43V30ZM49 29V30H48ZM61 29H63V30H65L66 31V33H65V31H64V33L66 34V36L64 35V33H63V31H61ZM72 29H73V31H72ZM95 29V30H94ZM101 29H103V30H101ZM154 30V33L155 32H158L157 34L155 33L154 34V36H150V35H148L149 34V32H150V30ZM158 29V30H157ZM187 29V30H186ZM249 29V28H248ZM21 30H23V31H21ZM29 31V34H28V31ZM47 30V31H46ZM75 30H76V32H75ZM86 30V31H85ZM91 30V31H90ZM117 30H118V32H117ZM125 30V31H124ZM129 30V31H128ZM47 33H46V32ZM57 32V31H61V32H57V33H60V37L62 36L61 34H63V38L61 37V40H58V42L60 41L61 43H59L58 44V42L56 41V39H57V37L54 39V37L55 36H58L59 37V35L57 34H54V33H51V32ZM78 31V32H77ZM90 31V33H88ZM106 31V32H105ZM112 31H114V32H112ZM162 31V32H161ZM193 31H195V32H193ZM27 32V33H26ZM34 32H35V35H34ZM49 32V33H48ZM55 32V33H56ZM80 32V34H78ZM92 32V33H91ZM101 32V33H100ZM117 32V33H116ZM132 32H133V34H132ZM185 32H186V34H185ZM191 32H193L192 34H191ZM32 33V34H31ZM42 33V34H41ZM82 33V34H81ZM94 33H95V35H94ZM111 33H113V34H111ZM120 33V34H119ZM184 33V34H183ZM190 33V34H189ZM27 34V35H26ZM38 34V35H37ZM48 34V35H47ZM49 34L51 35H53L54 34V37L51 35V36H49ZM72 34V36H70ZM75 34V35H74ZM92 34V35H91ZM105 34V35H104ZM108 34V36H106ZM111 34V35H110ZM159 34V35H158ZM191 35V37H189V35ZM31 35H32V37H31ZM33 35H34V37H33ZM80 35V36H79ZM84 35H86V36H84ZM93 36V37H91L92 38V40L91 39H89V38H87L88 36ZM101 35V36H100ZM112 35L114 36V37H112ZM156 35V36H155ZM184 35V36H183ZM196 35H197V33H196ZM240 35V34H239ZM22 36H24V37H22ZM83 36V37H82ZM100 36V37H99ZM110 36V37H109ZM120 36V37H119ZM130 36H131V38H130ZM176 36H178V37H176ZM189 37L188 39H190V41L186 38L185 39V42H187V44L185 43L184 44V39L182 38V37ZM194 36V37H193ZM238 36V35H237ZM17 39H16V38ZM22 37V38H21ZM39 37V38H38ZM50 37H53V38H50ZM59 37V38H60ZM70 37V38H69ZM72 37V38H71ZM80 37V38H79ZM86 37V38H85ZM94 37H96V39L94 38ZM104 37H106L105 39H104ZM181 37V38H180ZM195 39V40H197V41H195L193 38ZM219 37H220V39H219ZM221 37L223 38V39H221ZM29 38V39H28ZM32 38V39H31ZM50 38V39H49ZM58 38V39H59ZM65 38V39H64ZM82 38H85L86 40L88 39V41H87V43L88 42H90L89 40H91V44H98L97 43V41H99V39H101V44L99 43L98 45H96V47L94 46H92V47H90V49L89 50H87L86 51V53H85V51H83V52H77V54H75L76 53V51L74 50V48L76 47H78V46H80V44H87V43H84L86 40L85 39H82ZM111 38V39H110ZM22 39V40H21ZM50 40V41H48L49 43H52V44H47V43H45V45H49L48 46V48L49 49H51L53 46H54V50H55V48L58 46V47H61V49L60 48H58L57 47V49H60V54H59V50H58V52H56V51H53V48L51 49L52 50V52H51V50H47L46 49V51H50V52H45L44 54H43V52H42V50L43 51H45V48H46V46H44V47H41V45L43 46V43L41 44L40 42L42 41V42H46L47 40ZM130 39V40H129ZM142 39V40H141ZM175 39V40H174ZM178 39H179V41H178ZM181 39H183V41L181 40ZM227 39H229V40H227ZM5 40V41H4ZM12 40V41H11ZM29 40V41H28ZM33 40V41H32ZM35 40V41H34ZM37 40H38V42H37ZM46 40V41H45ZM63 40V41H62ZM73 40V41H72ZM75 40V41H74ZM83 40H84V42H83ZM104 40V41H103ZM127 40H129V42L131 41V43L128 45V41ZM177 40V41H176ZM180 40H181V42H183V43H181L180 42ZM223 42H222V41ZM26 41H28V42H26ZM52 41H54V42H56L55 44H56V47H55V45H53V42ZM65 41V42H64ZM66 41H67V47H68V49H66L67 47H66ZM82 41V42H81ZM93 41H94V43H93ZM95 41H96V43H95ZM110 41V42H109ZM114 41V42H113ZM146 41V42H145ZM176 41V42H175ZM194 41V42H193ZM214 41V42H213ZM228 43H227V42ZM3 42V43H2ZM23 42V43H22ZM65 44V49H63L62 50V48H63V46L64 45H61V44H63V43ZM73 42V44H71V43ZM102 42L104 43V44H102ZM109 42V43H108ZM177 42H179V44L177 43ZM188 42H189V44H188ZM191 42V43H190ZM197 42V43H196ZM217 42H221L220 44H219V46L218 45H216V43ZM2 43V44H1ZM11 43V44H10ZM14 43V44H13ZM28 43V45L29 44H31V45H33V47L32 46H27V45H25V44H27ZM38 43V44H37ZM40 43V44H39ZM77 43H78V45H77ZM126 43V45H124ZM143 43V44H142ZM173 43V44H172ZM176 43V44H175ZM223 43V44H222ZM230 43V44H231ZM68 44H71V46L70 45H68ZM76 44V46L74 47V45ZM108 46H107V45ZM148 43H147V45H149ZM171 44L173 45V47L171 46ZM177 44H178V46L180 45V44H183L184 46L183 47H181V45H180V47H176L177 46ZM193 46H192V45ZM198 44V45H197ZM200 44H202V45H200ZM218 44V43H217ZM25 45V46H24ZM39 45V46H38ZM51 45V46H50ZM53 45V46H52ZM61 45V46H60ZM111 45V46H110ZM172 47H170V46ZM174 45H175V49H177V52H176V50L174 49ZM192 47H191V46ZM211 45V46H210ZM2 46V47H1ZM13 46V47H12ZM34 46H35V48H36V46L38 47V49L36 48H34ZM101 46H103L102 48H101ZM121 46V47H120ZM188 46V47H187ZM5 47V48H4ZM19 47V48H18ZM25 47H27V48H25ZM31 47V51L29 50V48ZM72 49V51L70 50V48ZM125 47V48H124ZM127 47V48H126ZM129 47V48H128ZM136 47V48H135ZM184 47H185V49H184ZM189 47H190V49H189ZM197 47V48H196ZM3 48V49H2ZM16 48H18V50L16 49ZM24 48V49H23ZM43 48V49H42ZM92 48V49H91ZM104 48V49H103ZM133 48V49H132ZM138 48V50H136L135 51V49H137ZM173 49V50H175V51H173V50H171V49ZM180 48V49H179ZM181 48H182V50H181ZM186 48H188V49H186ZM203 48H205L206 49V51H205V49H203ZM213 48V49H212ZM6 49V50H5ZM16 49V50H15ZM26 50V51H29V52H27L26 53V51H23V50ZM32 49L34 50V52H32ZM56 49V50H57ZM77 49H79V48H77ZM100 49H102V51L103 50H105V51H101ZM110 49V50H109ZM158 49V50H157ZM164 49V50H163ZM170 49V50H169ZM199 49H201L200 51L202 52H200L199 51ZM12 50V51H11ZM40 50V51H39ZM98 50V51H97ZM118 50V51H117ZM124 50V51H123ZM170 51V52H168V51ZM179 50H181L180 51V53H178V51ZM192 50H194V51H192ZM196 50V51H195ZM5 51H7V52H5ZM19 53H18V52ZM61 51L63 52V53H61ZM75 52L73 55H72V52ZM96 52L97 53V55H96V53H92V52ZM101 52V54H100V52ZM123 52V54L121 55L119 52ZM128 51V52H127ZM160 51V52H159ZM168 52V54H167V58H168V56H171L170 54H172V55H174L173 53L175 52V54L176 53H178V56L177 55H174V56H171V57H169V59H170V61L166 58V56H164V55H166L165 54V52ZM187 52L189 55H187V53H186V55L188 56V59H185V58H187V56L185 57V58H183V60H182V58L181 57H184L183 55H184V53L183 52ZM189 51V52H188ZM191 51V52H190ZM21 52H22V54H21ZM25 52V54H23ZM33 53L32 55H31V53ZM42 52V55L41 54H39V53H41ZM58 55H56L55 53ZM92 53V56L90 55V54H88V53ZM99 52V53H98ZM118 52V56L116 55V53ZM121 52V53H122ZM124 52H126V53H129V54H126V53H124ZM131 52V53H130ZM133 52H134V55H136V54H141L142 55V57H141V55L139 56H137L136 55V57L133 55ZM136 52V53H135ZM138 52V53H137ZM142 52V53H141ZM166 52V53H167ZM192 52H193V55H192ZM201 53V54H199V53ZM207 52V53H206ZM3 53V54H2ZM8 53H9V55H8ZM28 53L30 54L29 55V57L27 56L28 55ZM78 53H79V55H78ZM198 53V54H197ZM4 54H6V55H4ZM14 54H15V56H14ZM27 54V55H26ZM38 54L39 55H41L40 57H42V58H40V57H38ZM48 54V55H47ZM50 54H52L53 56H55L56 55V57H55V59L52 61V58H53V56H51ZM100 54V55H99ZM103 54V55H102ZM111 54V55H110ZM119 54H120V59H119ZM131 54H132V56H131ZM149 54V55H148ZM154 54V55H153ZM161 54V55H160ZM162 54H164V55H162ZM181 55V57H180V55ZM190 54L192 55V56H190ZM20 55V56H19ZM21 55H22V57H21ZM23 55H26V56H24L25 57V59H23L22 60V58H23ZM70 55V56H69ZM85 55H86V57H88V63H85V66H84V64H81V63H84V60H85ZM115 55L117 56V58L115 57ZM125 55V56H124ZM130 55V56H129ZM144 55H145V59H144ZM147 55V56H146ZM12 56V57H11ZM19 56V57H18ZM33 56H37V57H35V59L33 58ZM44 56V57H43ZM59 56H61L60 58H57V57H59ZM64 56V57H63ZM73 56H74V58H73ZM77 56V57H76ZM81 56H82V58H81ZM84 56V57H83ZM94 56V57H93ZM116 58H114V57ZM121 56H122V58H121ZM158 56V57H157ZM159 56H161L163 59H165V62H164V60H163V62L165 63H161L162 62V58H160ZM204 56V57H203ZM205 56H206V58H205ZM16 57V58H15ZM21 57V58H20ZM29 58L30 60H32V61H30L29 59H27L26 60V58ZM32 57V58H31ZM70 57H72V59L70 58ZM90 57H92L91 59H90ZM129 59H128V58ZM149 57V58H148ZM156 57V58H155ZM174 57V58H173ZM193 57V58H192ZM201 57V58H200ZM3 58V59H4ZM18 58H20V60L18 59ZM38 58H40V59H38ZM68 58V59H67ZM69 58H70V60H69ZM81 58L82 60H79V59ZM126 58V59H125ZM136 58V59H135ZM148 58V59H147ZM159 59V61H160V65H162V66H160L159 65V61H158V59ZM171 58H172V60H171ZM179 58H181V61L179 60ZM202 58L204 59L205 58V60H202ZM209 58V57H208ZM2 59V58H1ZM0 59V60H1ZM2 59V60H3ZM14 59V60H13ZM16 59H17V63L16 62H14V61H16ZM42 59V60H41ZM58 59H60V60H58ZM61 59H62V61H61ZM73 59H75L76 61V63H78L79 61H83V62H79L78 63V65L76 64V66H75V68L73 69V70H71V71H68V72H66V76H59L58 74H57V72H55L57 69H58V67H60L61 65H63V64H65V63H67V61L69 62H71V60H72V62H74V60ZM89 59H90V61H89ZM93 59V60H92ZM109 59V60H108ZM119 59V60H118ZM132 59V60H131ZM147 59V60H146ZM153 59H157L156 60V62H155V60H153ZM161 59V60H160ZM2 60H1V62L0 63H2ZM24 60L26 61L25 63H24ZM78 60V61H77ZM116 60L118 61V62H116ZM126 60V61H125ZM136 60V61H135ZM144 60V61H143ZM153 60V61H152ZM179 60V61H178ZM196 60H197V62H196ZM12 61V62H11ZM23 62V64H24V67H22L23 66V64L21 65V63L20 62ZM46 61V62H45ZM51 61H52V63H51ZM61 61V62H60ZM64 61V62H63ZM107 61H109V62H107ZM148 61V62H147ZM167 61V62H166ZM177 61V62H176ZM13 62L14 63H16V65L13 67L12 65H13ZM33 64H32V63ZM50 62V63H49ZM111 62V63H110ZM122 63L121 65H123V66H121L120 67V65H118V64H120V63ZM130 62V63H129ZM139 64H138V63ZM151 62V63H150ZM180 63V64H177V63ZM194 62V63H193ZM20 63V64H19ZM45 63V64H44ZM60 63V64H59ZM124 63V64H123ZM127 63V64H126ZM132 63V64H131ZM143 63V64H142ZM145 63V64H144ZM147 63L150 65H154V64H156L155 66V68L153 67L152 69H157V66H158V69L157 70H152L151 68L150 69H148L150 66H148V68L146 69V67H145V65H147ZM167 63V64H166ZM170 63V64H169ZM174 63H176V65L178 66V67H175L174 65ZM182 63V64H181ZM190 63H191V65H190ZM10 64V65H9ZM12 64V65H11ZM28 64V65H27ZM40 64H41V66H40ZM52 64V65H51ZM81 64V65H80ZM114 64V65H113ZM136 64H138V66L136 65ZM18 65H20V66H18ZM48 66V65H51L50 67L51 68H53V70H54V68L55 67H57V68H55V70L53 71L52 70V74L50 73H46V71H43V70H45L44 68H45V66ZM87 65V66H86ZM144 65V66H143ZM165 65V66H164ZM173 66V67H175L174 68V70L173 69H171V67L170 66ZM181 65V66H180ZM200 65V64H199ZM198 64L196 65V66H199ZM17 66L18 67H20L19 69H17ZM28 66V67H27ZM37 66H40L41 68H43L42 70L40 69L39 70V68L40 67H37ZM43 66V67H42ZM99 66V67H98ZM114 66V67H113ZM127 66H130V67H127ZM131 66H133V68L131 67ZM136 66V68L137 69H140L141 71H137V69H135L134 67ZM140 66V67H139ZM143 66V67H142ZM184 66V67H183ZM185 66L187 67L186 69H184L185 68ZM10 67H12V68H15L16 67V69H14V71L15 70H17V74H19V76L16 74V71L14 72V73H12V70L13 69H11ZM37 67V68H36ZM49 67V66H48ZM47 67V68H48ZM95 69H94V68ZM106 67H108V68H106ZM111 67V68H110ZM126 67V68H125ZM141 67H142V69H141ZM144 67H145V69H146V71H148V73H152L153 71V73H155V74H148L147 72L145 73L144 71ZM180 67V68H179ZM24 68V69H23ZM129 68H131V69H133L134 71H137V72H134V71H132V70H129ZM165 70H164V69ZM168 68V69H167ZM9 70L8 71V74H10V71H11V76H10V78L8 79L7 77H9L8 75H7V70ZM108 69H111V70H109V72L107 73V70ZM177 69V70H176ZM5 70V71H4ZM30 70V71H29ZM42 71V74H41V72H34V71ZM80 70H83V71H80ZM87 72H86V71ZM104 70L106 71V73L107 74H112V76H113V78H112V76H111V79H114V80H112V81H114L113 83H112V81H110V82H108V81H106L107 83H108V88H109V90H108V88H107V90H108V93L106 94L105 93V95H104V92H102L101 94H103V96L101 95V94H96V95H87L86 96V100L85 99H83V101L80 103V105H79V107H78V109L75 111V114H73V115H71V117L69 116L68 117V120L66 119V121H62V122H60L54 129H52L51 131L49 130L48 131V133L44 136V132H43V126H41L40 127V129H38L37 130V134L32 138L31 136L29 137V136H27V135H24L23 133L21 134V133H19V131H20V128H21V124H22V122L24 121V118H26V116L28 115V114H30V113H32L34 110H36V109H39V108H41V110H44L45 108V105H47L48 103L47 102H49L50 101V99L51 98H54L53 96L55 95V97L56 98H54V100L56 101L55 102V104L57 105V104H59L61 101H63L65 98H67L66 96L68 95V93H69V91H71L72 89H75V88H77L79 85H82V84H84V85H86V84H90V82H91V84L90 85H87V86H90V88H92V86L93 85H95V83H96V80H97V77H99L100 76V74H102V72H103V74L105 73L104 72ZM151 70V71H150ZM170 70V71H169ZM179 70V71H178ZM182 70H184V71H182ZM1 71H3V72H1ZM20 71V72H19ZM27 71V72H26ZM89 71V72H88ZM91 71V72H90ZM94 71V72H93ZM112 71V72H111ZM119 71V72H118ZM127 71L129 72V73H127ZM157 71V72H156ZM30 72V73H29ZM32 72H34V74H40V75H36V78L34 77V75L33 74H31ZM55 72V73H54ZM177 72V73H176ZM67 73H68V75H67ZM78 73H79V75H78ZM85 73H88V75L86 74L85 75ZM118 73V74H117ZM137 74V73H145L146 75H144V76H142L143 78L144 77H147V76H151V78L149 79V77H147V78H145V79H143V78H141V74L140 75H135L134 76V74ZM173 73H175V74H173ZM13 74V75H12ZM14 74H15V76H14ZM26 74H27V76H30V75H33V78H32V80L33 81H31V77H27L26 78ZM30 74V75H29ZM73 74H77L76 76L77 77H75L76 79H73V80H70L69 81V83H68V85L67 86H65V88H64V84H65V80H66V78H69V77H71V76H73ZM84 74V75H83ZM95 74V75H94ZM110 74V75H111ZM121 74V75H120ZM124 74V75H123ZM127 74H129V75H131V77H133L134 76V78L136 79L137 77H140L141 79H136L137 81V83H135L134 84V78H131V77H128L127 76ZM148 74V75H147ZM161 77V78H163V79H161L158 75ZM4 75L6 76V78L4 77ZM47 75V76H46ZM153 75H157V76H153ZM174 75V76H173ZM23 76H25V77H23ZM45 76H46V78H45ZM52 76V77H51ZM54 76V77H53ZM69 76V77H68ZM80 76H82V77H85L86 78V80H85V78H83V79H80V78H82V77H80ZM137 76V77H136ZM181 76V74H180V77L181 78H184V77H182ZM11 77H14V78H11ZM20 77V78H19ZM88 77V78H87ZM122 77V78H121ZM125 77H127L126 79L128 80V81H130L131 82V80H133L134 82H133V85H131L132 83H128V81L125 79ZM156 77H157V80H159L158 82H156V81H154V79L156 80ZM2 78L4 79V81L2 80ZM22 78V79H21ZM24 78V79H23ZM30 80H29V79ZM35 78V79H34ZM41 78V79H40ZM50 78H51V80L52 81H50ZM52 78H54V79H52ZM81 80L80 82H78V80L79 79ZM90 78V79H89ZM123 78L125 79V80H123ZM131 78V79H130ZM153 78V79H152ZM177 78H179V76L177 77ZM13 79V80H12ZM110 79V80H111ZM121 79V80H120ZM148 79V80H147ZM175 79V78H174ZM11 80V81H10ZM23 80V81H22ZM27 80V81H26ZM34 80H35V82H34ZM47 80V81H46ZM54 80V81H53ZM56 80V81H55ZM76 80V81H75ZM84 80V81H83ZM118 80H119V82H118ZM142 80V81H141ZM144 80V81H143ZM151 80V81H150ZM154 82H153V81ZM160 80H161V82H160ZM23 82V84H22V82ZM26 81V82H25ZM29 81V82H28ZM38 81V82H37ZM48 81H49V83H48ZM94 81V82H93ZM124 84V83H128V85L127 84H124V85H121V82ZM124 81H127V82H124ZM76 82V83H75ZM77 82H78V84H77ZM85 82V83H84ZM88 82V83H87ZM116 82H118L119 84H120V87L121 86H123V88L125 89V87H126V89L124 90L122 87L121 88H119V85L116 83ZM140 82V83H139ZM148 83V82H150V84L148 85L149 86V88H147V86H146V88H145V84H143V83ZM152 82V83H151ZM156 82V83H155ZM13 83V84H12ZM15 83V84H14ZM28 83V84H27ZM38 83V84H37ZM73 83H74V85H75V87H73L74 85H73ZM93 83V84H92ZM110 83H111V85H110ZM142 83V84H141ZM156 85V84H158V85H156V87L154 86V84ZM18 84H21L20 86L18 85ZM46 84V85H45ZM106 84V83H105ZM138 85V86H135V85ZM153 84V85H152ZM15 85V86H14ZM73 85V86H72ZM118 85V86H117ZM143 85H144V87H143ZM147 85V84H146ZM8 86V87H7ZM106 86H107V84H106ZM113 86V87H112ZM128 86V87H127ZM131 86V87H130ZM133 86V87H132ZM153 86H154V88H153ZM22 89H21V88ZM110 87H111V89H110ZM118 87V88H117ZM130 87V88H129ZM142 87V88H141ZM152 87V88H151ZM5 88V89H4ZM38 88V89H37ZM40 88H42V89H40ZM63 88V89H62ZM71 88V89H70ZM117 88V89H116ZM132 88V89H131ZM134 88H135V90H134ZM139 89V91H141V89H142V92L140 93L137 89ZM93 89H94V87H93ZM115 91H114V90ZM118 89H120V90H118ZM130 89V90H129ZM151 89V90H150ZM116 90H117V92H120V93H118L117 94V92H116ZM145 92H144V91ZM147 90H148V92H147ZM150 90V91H149ZM39 91H41V92H39ZM101 91V90H100ZM110 91V92H109ZM129 91V92H128ZM132 91H134V92H132ZM138 91V92H137ZM152 91V92H151ZM60 92V93H59ZM111 92H114L113 93V95H111L112 93ZM124 93L123 95H122V93ZM126 92V93H125ZM128 92V93H127ZM110 93V94H109ZM67 94V95H66ZM121 94V95H120ZM8 95V96H7ZM108 95H111V96H108ZM118 95V96H117ZM147 95V97H149ZM264 94L263 93H260V94H257V98H256V100H258V98H259V100L261 99H264L263 96ZM6 96H7V98H6ZM88 96H90L89 97V99H87L88 98ZM96 96V97H95ZM98 96V97H97ZM121 96H122V99L123 100H120V101H118V99H121ZM132 96V97H131ZM139 96H136V98L138 99L139 98ZM62 97V98H61ZM65 97V98H64ZM107 97V98H106ZM116 97V98H115ZM131 97V98H130ZM9 98H10V101H9ZM64 98V99H63ZM130 98V99H129ZM133 98V99H132ZM135 98V99H136ZM62 99V100H61ZM94 99V100H93ZM114 99V100H113ZM2 100V101H1ZM85 100V101H84ZM106 100V101H105ZM109 100H111V101H109ZM21 101V102H20ZM86 101H87V103H86ZM89 101V102H88ZM93 101V102H92ZM101 102V103H100ZM103 102V103H102ZM117 102H118V104H117ZM120 102V103H119ZM86 103V104H85ZM97 103H99V104H97ZM55 104H53V109L56 107L55 106ZM91 104V105H90ZM94 105V106H93ZM98 105V106H97ZM105 105V106H106ZM55 106V107H54ZM100 106V107H99ZM111 107H109V108H111ZM92 108H93V110H92ZM108 108V110H107V108L104 110V111H106V112H102L103 114L102 115H100L101 117L103 116H105V115H107V112L108 111H111L110 109ZM12 109V110H11ZM30 109V110H29ZM91 109V110H90ZM95 109V110H94ZM40 110V111H41ZM54 111H55V109H54ZM30 112V113H29ZM77 113V114H76ZM109 113V112H108ZM53 115H55L54 117H56L57 115H58V109H57V107H56V111H55V113L53 112L52 113ZM57 114V115H56ZM93 114V115H92ZM73 116V117H72ZM92 116V117H91ZM72 118V119H71ZM91 118V120H89ZM8 119V120H7ZM80 119V120H79ZM93 119V120H92ZM18 120V121H17ZM23 120V121H22ZM88 121H90V122H88ZM12 122V123H11ZM64 122V123H63ZM88 123V124H87ZM76 124V125H75ZM79 124V125H78ZM83 124H84V126H83ZM19 125V126H18ZM86 125V126H85ZM10 126V127H9ZM74 126V127H73ZM20 127V128H19ZM85 127V128H84ZM62 128V129H61ZM64 128V129H63ZM78 128V129H77ZM82 128V129H81ZM80 129V130H79ZM84 129V130H83ZM19 130V131H18ZM62 130V131H61ZM75 130V131H74ZM83 130V131H82ZM7 131V132H6ZM18 131V132H17ZM39 132V133H38ZM42 132V133H41ZM52 132V133H51ZM57 134H56V133ZM60 132H62L61 134H60ZM77 132V133H76ZM79 132V133H78ZM17 133H19V134H17ZM76 133V134H75ZM13 134H14V137H13V139H16L17 140V142L15 141V140H11L12 139V136H13ZM20 134H21V139H20ZM42 134H43V136H42ZM52 134H54V135H58L57 137H55L54 135H52ZM81 134V135H80ZM9 135V136H8ZM12 135V136H11ZM25 137H24V136ZM60 135V136H59ZM74 135V136H73ZM80 135V136H79ZM27 136V137H26ZM40 136V137H39ZM54 136V137H53ZM71 136V137H70ZM52 137L54 138V139H52ZM31 138V139H30ZM40 138V139H39ZM50 139V140H49ZM68 139V140H67ZM73 139V140H72ZM22 140V141H21ZM24 140H26L27 142H24ZM47 140V141H46ZM67 140V141H66ZM74 140H76V141H74ZM10 141H12V143L10 142ZM46 143H45V142ZM50 141V142H49ZM8 142H10L11 143V145L13 144V142H14V144H13V146L15 147V151L16 152H13L12 153V150H14V147L13 146H11ZM16 142V143H15ZM21 142V143H20ZM44 142V143H43ZM47 142H49V143H47ZM64 142H65V144H64ZM67 142V143H66ZM74 144H73V143ZM21 145H20V144ZM26 143V144H25ZM60 143V144H59ZM70 144H72V145H70ZM2 145V146H1ZM16 145V146H15ZM18 145V146H17ZM20 145V146H19ZM41 145H42V147H41ZM50 145V146H49ZM56 145V146H55ZM60 145V146H59ZM68 145H70V146H68ZM11 146V147H10ZM59 146V147H58ZM28 147V148H27ZM68 147V148H67ZM70 147V148H69ZM10 148H11V150H10ZM13 148V149H12ZM27 150V151H25V153H23V154H21L25 149ZM46 148V149H45ZM58 148H60L59 150H58ZM63 148V149H62ZM21 149H23V150H21ZM52 149H53V151H52ZM57 149V150H56ZM67 149V150H66ZM86 149V150H85ZM88 149H89V147H86V148H81L78 152L80 153L81 151V155H83L85 152H87L88 151ZM21 150V151H20ZM31 150V151H30ZM37 150L39 151V153L37 152ZM83 150H85L84 152H83ZM50 151H52V153H48V152H50ZM55 151H57V152H55ZM60 151V152H59ZM7 152V153H6ZM8 152H9V154H8ZM21 152V153H20ZM77 152V153H78ZM13 154V158H12V154ZM14 153H15V155H14ZM47 153H48V155H47ZM54 153V154H53ZM58 153V154H57ZM60 153V154H59ZM6 154H7V156H6ZM17 154V155H16ZM19 154V155H18ZM26 154V155H25ZM33 154V155H32ZM53 154V155H52ZM11 155V156H10ZM21 155H25V157H22ZM18 156H21V160H20V157H18ZM43 156L45 157V158H43ZM47 156L49 157V159L47 158ZM51 156V157H50ZM54 156V157H53ZM9 157H11L10 159H12L11 161H13V163L15 162L16 163V161H18L16 164L14 163H10L11 161H10V159H9ZM33 157H35V159L33 160L32 158ZM41 157V158H40ZM16 158V160H13V159H15ZM17 158H19V159H17ZM42 158H43V161H42ZM47 158V159H46ZM9 159V160H8ZM38 159H39V161H38ZM41 159V160H40ZM53 159V160H52ZM8 160V161H7ZM10 161V162H9ZM25 161V162H24ZM37 163H36V162ZM46 161H47V163H46ZM52 161H53V163H52ZM7 162V164H5ZM30 162H32V163H30ZM35 162V163H34ZM29 163V164H28ZM39 163H41V164H39ZM45 164V166H44V164ZM48 163H49V166L50 167H48ZM8 164H10V166L8 165ZM11 164H13V167L11 166ZM38 164V165H37ZM42 164H43V166L44 167H42ZM50 164H52V166L50 165ZM190 164H191V161H190V156H187L185 159H184V161L183 162H181L180 163V166H179V168H178V171H177V173H176V177L173 179V180H169L168 182H170L169 184H168V186L166 187V190H164V191H166L165 192V194L167 193V191H168V188H170V186L172 187V189L170 188L169 189V191H171V194L173 195V194H175L176 193V195L174 196L173 195V197H176V198H181V201H182V204L184 205V211H183V216H182V219H181V222H182V226H181V228H182V233L183 234H181V239L177 242V244L175 243L174 245H172L171 246V254H170V259H168V263L167 264H190V262H191V255H192V253H191V251H192V249H193V246H194V244H195V241H196V239L199 237V233H200V231L202 230V224H201V222H200V220L197 222V221H195L194 223H191V221H190V218H191V214H192V211L194 210V208H195V203H194V201H193V203H192V201H187V197L188 196H190V194L192 193V190H197V189H199V187H200V181H199V183L197 182V181H195L194 182V184H191V176H190V173H189V167H190ZM17 165V166H16ZM47 165V166H46ZM29 166V167H28ZM210 166V165H209ZM207 167V170L210 168V167ZM14 168V169H13ZM40 168V169H39ZM47 168H48V170H47ZM43 169H45V170H43ZM26 172H25V171ZM40 170V171H39ZM207 170H205L203 173H202V175L204 174V173H206V171ZM9 171H11V172H9ZM3 172V173H2ZM28 172V173H27ZM8 173V174H7ZM17 173H21L19 176L17 175ZM23 173V174H22ZM36 173V175L35 176H33L34 174ZM38 173V174H37ZM189 175H188V174ZM2 174H3V176L4 177H2ZM202 175L200 174L199 176H200V179H201V177H202ZM189 176V177H188ZM18 177V178H17ZM199 178V177H198ZM28 179H30V177L28 178ZM16 180V181H15ZM24 181V182H23ZM172 182H173V184H172ZM175 182V183H174ZM20 183V184H19ZM196 183V184H195ZM2 184V185H1ZM8 186V187H7ZM15 186V187H14ZM9 187H11V188H9ZM28 187V185L25 187V188H27ZM9 188V189H8ZM15 188V189H14ZM24 188V190H26ZM11 189V190H10ZM173 190V191H172ZM29 191V187L27 188V190L25 191L26 192V194H27V192ZM175 191V192H174ZM164 194V195H165ZM12 195H13V197H12ZM49 197H50V193H48L47 194ZM37 196H38V198H37ZM52 196V195H51ZM178 196V197H177ZM186 196V197H185ZM36 197V198H35ZM35 197H33V199H39L41 196H40V194L38 195H35ZM185 198V199H184ZM33 199H32V201H33ZM34 201H36V200H34ZM33 201V202H34ZM188 202V203H187ZM193 206V207H192ZM23 207H25V206H23ZM23 207L22 208H19L18 207V212L20 213V216H19V213L16 211V214H17V217H16V221H20V219L23 217V215H24V213L25 212H23V211H26V210H24L23 209ZM29 207V206H28ZM152 208V204H150V203H148L145 207H144V211H149L150 209ZM19 209H23L22 211L20 210L19 211ZM25 209H27V207H25ZM188 209V210H187ZM205 210H206V208L204 209V212H205ZM191 213V214H190ZM22 214V215H21ZM190 214V215H189ZM158 216H157V219H159V217H161L160 215H159V213L157 214ZM22 220V219H21ZM186 220V221H185ZM190 222V223H189ZM187 225H186V224ZM17 224V223H16ZM196 224H198V225H196ZM195 225V226H194ZM200 225V226H199ZM186 226V227H185ZM197 226V227H196ZM188 227V228H187ZM187 228V229H186ZM194 228V229H193ZM201 228V229H200ZM18 229V227H14L13 229H12V232L10 233L11 235H9L10 237V239H8V240H6V242H8V243H4V245H5V247L6 246H8V244H10V242L12 243L13 242V239L15 240V237L17 238L18 236H19V234L21 235V230H17ZM197 229V230H196ZM130 231H133V229L131 228V230ZM199 231V232H198ZM17 232V233H16ZM16 235H15V234ZM136 233H134V232H132L131 233V235H130V239H129V244L131 243L132 245L130 246V247H132L133 246V241L135 242V244H134V246L133 247H135L136 246V244H138V241H139V237L138 238H136L137 237V234L135 235ZM198 234V235H197ZM13 235V236H12ZM198 236V237H197ZM12 237V238H11ZM20 237V236H19ZM136 238V239H135ZM12 239V240H11ZM24 242V240L22 239L21 241H20V243L19 244H21V243H23ZM18 244V245H19ZM24 244V243H23ZM22 244V245H23ZM22 245L20 246L19 245V247H22ZM176 245V246H175ZM129 246H127V247H129ZM4 247V248H5ZM19 247H17V248H19ZM1 250H3V248L1 249ZM126 250V249H125ZM124 250V251H125ZM179 250H181V251H179ZM124 255L125 256H127V252H125L124 253ZM177 256V257H176Z\"/></svg>","mask_w":264,"mask_h":264}]
</instances>
